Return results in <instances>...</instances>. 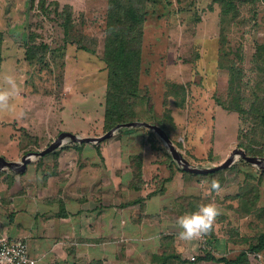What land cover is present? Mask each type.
Listing matches in <instances>:
<instances>
[{
    "label": "rangeland",
    "instance_id": "rangeland-1",
    "mask_svg": "<svg viewBox=\"0 0 264 264\" xmlns=\"http://www.w3.org/2000/svg\"><path fill=\"white\" fill-rule=\"evenodd\" d=\"M86 2L87 9H80L79 3L70 10L72 24L65 34L61 25L63 18L57 17L53 10L61 12L66 3L45 0L41 7L40 0L6 1L8 12L12 3H18L19 7L1 16L5 26L0 31L4 36L0 90L9 87V78L15 80L18 88L11 96L9 108H0V157L21 160L27 152L47 147L56 134L44 142L41 140L45 136L28 130L31 133L28 138L19 124L26 119L39 125L47 121V112L58 109L70 82L90 85L83 75L85 71H96L98 81H103L107 74L101 57L108 0ZM144 10L139 86L147 97L150 113L161 117L164 102L170 106L174 101L166 92L174 87L180 95L182 87L187 95L182 99L175 97L182 101L183 107L174 112V128L165 123L172 130L173 140L170 138L191 166L218 165L231 150L238 149V128L246 124L236 112L222 106L230 103L231 93L235 94L228 84L227 63L239 69L242 95L247 98L250 93H257L264 98V70L261 69L264 50L256 56L257 45H264V0H244L238 16L230 22L220 20V5L212 0H151ZM27 41L38 47L40 53L42 43L49 46L42 62H29L25 58ZM95 87L102 89V85ZM99 94L96 91V103L102 98ZM146 106H140L139 116L145 115ZM141 130L148 132L152 141L155 139L169 155L155 132ZM99 131L101 135L105 132ZM241 163L236 157L231 167L218 169L207 178L190 173L194 174L190 176L194 178L195 190L190 191L186 200L170 207L178 217L214 201L221 214L207 235L214 240L206 239L208 251L213 253L215 241L220 250L230 246L231 254L227 258H234L247 249L264 231V173L260 171L258 178L247 176L244 173L247 165ZM242 167L244 171H238ZM213 181L220 184L218 192L210 189ZM196 242L198 246L199 241Z\"/></svg>",
    "mask_w": 264,
    "mask_h": 264
},
{
    "label": "crops",
    "instance_id": "crops-1",
    "mask_svg": "<svg viewBox=\"0 0 264 264\" xmlns=\"http://www.w3.org/2000/svg\"><path fill=\"white\" fill-rule=\"evenodd\" d=\"M6 1L0 0V31L5 26L1 16L19 7L12 3L8 12ZM58 1L71 9L79 3L80 9H87V0ZM2 52L3 47L1 56ZM141 64L142 57L140 68ZM83 75L90 85L70 82L58 109L47 112V121L36 125L26 119L19 124L25 137H31L29 131L45 136L44 142L51 134L57 137L63 131L83 137L101 135L106 74L103 81L97 80L94 70ZM96 84L102 89H95ZM96 91L102 96L97 103ZM146 100L141 93L137 117L146 122L160 120L162 114L150 113ZM164 103V112L169 111L172 117V122L166 123L174 128V112L183 103ZM142 105L148 107L144 108L145 115L139 116ZM142 128L146 127H120L98 142L65 138L55 150L31 156L22 170L0 168V235L25 240L32 264H222L218 258L231 254L230 246L220 250L216 241L212 243L213 253H208L218 260L189 259L202 253L196 241L180 238L176 226L180 216L175 217L170 207L195 190L190 176L194 174L181 168ZM165 128L172 138L171 128L167 124ZM239 156L235 158L241 161ZM136 157L141 165L138 179L133 172ZM246 165V171L237 169L247 176L257 177L263 169L249 162ZM247 258L248 264H264L262 251L248 252Z\"/></svg>",
    "mask_w": 264,
    "mask_h": 264
},
{
    "label": "trees",
    "instance_id": "trees-1",
    "mask_svg": "<svg viewBox=\"0 0 264 264\" xmlns=\"http://www.w3.org/2000/svg\"><path fill=\"white\" fill-rule=\"evenodd\" d=\"M40 0L41 7L43 2ZM151 0H108L106 11V26H105V39L103 42L102 60L105 62L106 74V93L104 104V130H108L118 123H126L131 121H145L137 117V103L136 100L140 97V40L142 35L141 25L145 15L146 3ZM220 5V20L230 22L238 16L239 7L244 0H212ZM251 1V0H249ZM258 1V0H252ZM262 1V0H260ZM57 7V5H55ZM46 10V9H45ZM71 7L65 5L61 12L53 10L57 17H62L61 25L64 27L65 34L70 30L72 24V14L70 13ZM50 13V10L48 11ZM47 13V12H46ZM3 36L0 32V66H1V46ZM43 47V54L36 46L31 45V41L26 42L25 58L29 62L34 60L43 61L45 53L49 49L45 43L41 44ZM257 55L264 50V45H257ZM228 70V84L231 93L230 103L222 104V106L229 110L236 112L239 117H242L246 124L238 128V141L237 148L243 150L249 156H264V98L260 97L257 93H250L246 98L240 92V72L239 69L233 67L231 62L227 63ZM264 70V62L261 66ZM178 87V86H177ZM170 89L166 92V96H172L177 105H181L176 100V96L181 99L185 96L183 88H180L181 94L179 95L175 90ZM172 117L169 111L164 112L160 120L153 121L159 125L169 136L166 128V122H172ZM242 137V138H241ZM170 138V136H169ZM171 157V156H170ZM241 161L248 163L246 160L239 156ZM134 176L138 179L141 175V165L139 158H135ZM264 172V168L260 170ZM216 171H209L205 173H197L202 177H208L215 174ZM264 252V231L261 232L256 242L251 243L245 250H241L234 258L220 257L218 258L223 264H248V252ZM202 253V252H201ZM199 255V254H198ZM197 255L198 259L215 260L214 256L210 253H202ZM166 258V256H164ZM216 259V260H218ZM164 264V263H163Z\"/></svg>",
    "mask_w": 264,
    "mask_h": 264
},
{
    "label": "water",
    "instance_id": "water-1",
    "mask_svg": "<svg viewBox=\"0 0 264 264\" xmlns=\"http://www.w3.org/2000/svg\"><path fill=\"white\" fill-rule=\"evenodd\" d=\"M130 127V126H144L146 128H149L150 130H152L153 132H155L160 138L161 140L165 143L168 152L171 156V158L176 161L181 168H183L184 170L191 172V173H205V172H209V171H215L218 169H222V168H226L227 166H229L235 156L240 155L241 158H243L244 160H246L247 162L254 164L255 166H257L258 168H264V157H257V156H249L246 155V153L241 150V149H236L234 150L227 158H225L221 163H219L218 165L215 166H211V167H198V166H191L188 162V160H186L182 153L176 148V146L173 144L172 140L169 138V136L167 135V133L157 124L155 123H150V122H146V121H131V122H126V123H118L115 126H113L112 128L108 129L107 131L104 132V134L100 135V136H79L76 134H73L71 132H60L57 137L49 143V145L39 151H32V152H27L26 154H24V156H22L20 162H14V161H8L5 160L4 158L0 157V168L2 167H8L14 170H22L23 168H25L26 163L29 161L30 157L33 155H43L45 153H48L50 151L55 150L56 148H58L62 142L63 139L65 138H69L72 141H86V142H98L102 139L108 138L110 136H112V134L120 127Z\"/></svg>",
    "mask_w": 264,
    "mask_h": 264
},
{
    "label": "clouds",
    "instance_id": "clouds-1",
    "mask_svg": "<svg viewBox=\"0 0 264 264\" xmlns=\"http://www.w3.org/2000/svg\"><path fill=\"white\" fill-rule=\"evenodd\" d=\"M7 84L9 86L7 89L0 90V108L2 109L9 108L11 96L18 88L15 80L11 78L7 80ZM210 189L218 192L220 190L219 182L213 181ZM220 214L219 206L214 201H210L199 205L194 211L181 215L176 221V226L180 229V238L190 243L200 241L210 233L216 218Z\"/></svg>",
    "mask_w": 264,
    "mask_h": 264
},
{
    "label": "built area",
    "instance_id": "built-area-1",
    "mask_svg": "<svg viewBox=\"0 0 264 264\" xmlns=\"http://www.w3.org/2000/svg\"><path fill=\"white\" fill-rule=\"evenodd\" d=\"M198 250L199 253L208 252V244L205 238L199 241ZM196 258V255L189 257L190 260ZM0 264H32L26 241L16 237L0 235Z\"/></svg>",
    "mask_w": 264,
    "mask_h": 264
}]
</instances>
